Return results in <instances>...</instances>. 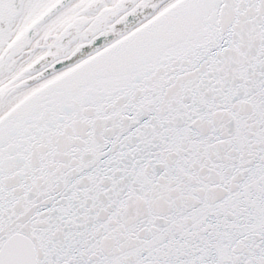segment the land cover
Masks as SVG:
<instances>
[{
  "label": "snow or ice",
  "instance_id": "snow-or-ice-1",
  "mask_svg": "<svg viewBox=\"0 0 264 264\" xmlns=\"http://www.w3.org/2000/svg\"><path fill=\"white\" fill-rule=\"evenodd\" d=\"M0 264H264V0H0Z\"/></svg>",
  "mask_w": 264,
  "mask_h": 264
}]
</instances>
